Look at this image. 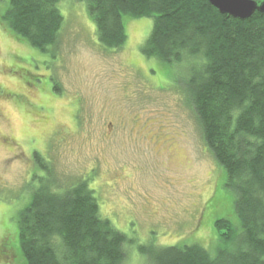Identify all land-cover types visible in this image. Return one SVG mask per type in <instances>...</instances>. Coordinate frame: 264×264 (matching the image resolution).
I'll return each instance as SVG.
<instances>
[{
  "label": "rangeland",
  "instance_id": "374dc122",
  "mask_svg": "<svg viewBox=\"0 0 264 264\" xmlns=\"http://www.w3.org/2000/svg\"><path fill=\"white\" fill-rule=\"evenodd\" d=\"M58 8L48 53L0 22V264L21 261L3 247H18L19 214L46 176L60 191L89 182L126 238L125 264H150L141 248L216 247L215 222L238 219L183 89L187 65L143 54L152 19H126L127 43L114 51L85 2Z\"/></svg>",
  "mask_w": 264,
  "mask_h": 264
},
{
  "label": "trees",
  "instance_id": "16d2710c",
  "mask_svg": "<svg viewBox=\"0 0 264 264\" xmlns=\"http://www.w3.org/2000/svg\"><path fill=\"white\" fill-rule=\"evenodd\" d=\"M3 1L0 22L18 40L43 53L58 43L64 24L58 5L64 0ZM76 1L87 4L99 42L114 51L127 43L126 19H152L142 52L187 65L183 89L208 148L225 169L224 187L234 194L238 224L215 222L216 247L141 252L150 264H264V14L243 21L220 14L208 0ZM18 242L3 248L19 264H125L127 258L125 236L101 216L87 181L60 191L41 178L19 214Z\"/></svg>",
  "mask_w": 264,
  "mask_h": 264
},
{
  "label": "water",
  "instance_id": "95a60500",
  "mask_svg": "<svg viewBox=\"0 0 264 264\" xmlns=\"http://www.w3.org/2000/svg\"><path fill=\"white\" fill-rule=\"evenodd\" d=\"M220 14L239 20H248L255 13L264 14V2L258 4L252 0H208Z\"/></svg>",
  "mask_w": 264,
  "mask_h": 264
}]
</instances>
